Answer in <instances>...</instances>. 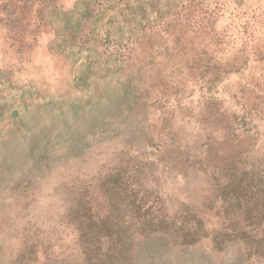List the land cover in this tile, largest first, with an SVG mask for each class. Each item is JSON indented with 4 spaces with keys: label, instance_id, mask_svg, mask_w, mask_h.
Masks as SVG:
<instances>
[{
    "label": "rangeland",
    "instance_id": "374dc122",
    "mask_svg": "<svg viewBox=\"0 0 264 264\" xmlns=\"http://www.w3.org/2000/svg\"><path fill=\"white\" fill-rule=\"evenodd\" d=\"M238 174L264 177V0H0V264H264L214 244ZM146 194L208 237L143 235Z\"/></svg>",
    "mask_w": 264,
    "mask_h": 264
},
{
    "label": "trees",
    "instance_id": "16d2710c",
    "mask_svg": "<svg viewBox=\"0 0 264 264\" xmlns=\"http://www.w3.org/2000/svg\"><path fill=\"white\" fill-rule=\"evenodd\" d=\"M226 190V191H224ZM223 193L232 194L238 208V222L232 224L231 233H218L214 237L215 247L223 248L227 240L238 237V242L243 245L247 259H256L264 263V177L260 174H238L222 189ZM129 201L130 214L141 218V233L150 236L165 234L172 242L180 245H194L208 237L203 220L194 214L188 207L183 209L176 217H171L167 209L159 201H152L146 194L138 202V196H131ZM233 210L234 211H236ZM92 242L88 243V253L97 260ZM123 255V254H119ZM93 261V260H92ZM92 264H97L93 262Z\"/></svg>",
    "mask_w": 264,
    "mask_h": 264
}]
</instances>
